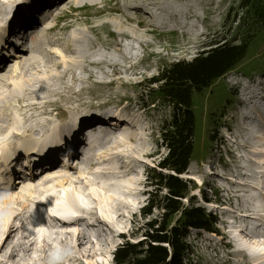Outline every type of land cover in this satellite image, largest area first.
Returning <instances> with one entry per match:
<instances>
[{
	"label": "rangeland",
	"instance_id": "rangeland-1",
	"mask_svg": "<svg viewBox=\"0 0 264 264\" xmlns=\"http://www.w3.org/2000/svg\"><path fill=\"white\" fill-rule=\"evenodd\" d=\"M27 1L28 2H26V0H8L7 2H3V0H0V19L3 17L2 15L4 12L19 14V16L11 17L6 21L5 28L8 29L10 35L12 34L10 38H13L15 29L13 28L14 30H11L12 28H10L9 25L15 20H20L15 27L28 26L26 29V31H28L30 27L34 25L33 22L35 19H41V16L38 15V18L32 19V22L21 20L25 17L23 15L25 14V9L22 10L23 4L35 5L38 0L33 2ZM133 1H140L144 4H135V6H139V9L129 4ZM148 1L149 0H84L81 6H79L80 4L74 6L72 0H46L37 6L40 8H35L34 13H38L42 8V11L39 13L44 14L43 10H50L51 8L58 7L54 14L52 13V17H49L48 23H50L51 27L47 28L43 26L45 31L43 30L42 36L40 37V40L43 42V46L40 49L42 51V57L36 56L39 61V64L36 65L37 70L28 69L27 65L30 63L31 57H29L26 52L19 50L18 55L20 54V58L8 62V68L0 73V102L4 100L6 104L5 106L0 105V107L5 108L7 112L5 117L12 119V122L17 120L23 124V128L18 129L12 122H5V120H3L7 128L1 129L0 131V144L9 141L7 136L10 132L13 138L15 137L17 140L19 146L30 143H38L41 145L44 141L38 140L35 138L36 136H33V133L36 135L41 130L37 128L36 123L39 120L41 122L50 121L53 123L52 128L48 129V136L51 139L57 131V122H55L56 119L54 118L61 112V115L65 114L66 116H73L75 118L71 120L72 125L76 124L78 121L80 122L79 124H81L80 126H78L79 124L74 126V128L70 127V130L64 135L56 136V147L64 143L65 146L60 150L72 153L71 160L76 159V157L73 156V154L77 153V146L75 144L77 142L80 145L84 144L81 134L82 131L88 127L92 129L95 127L94 129H96L97 132L98 127L101 125L106 126L107 129L103 132H111V136L116 139L122 133V131L119 130L120 126L131 129L128 132L131 134L133 132L142 139L144 144L143 148H146L147 155L138 157L136 154H133V152H130L128 148L118 147L114 150L119 156L117 159L107 160L94 167V171L96 172L100 168L108 167L113 164L119 167L129 164L132 167L131 173L129 175L123 174L122 183H119V186L123 185V190H118L117 186L111 184L110 179H112L115 174H103L100 176L95 175V172L94 174H86L84 169L85 164L82 165L80 160V164H77L75 160V164H73L71 168L72 171L56 168L53 173H50L52 175L49 177H45V174L43 180H37L34 185H44V189H47V191L41 189V191L45 193L44 196L40 195L43 192L37 194L31 193L28 195L24 194L19 200L21 208L14 206L8 218L3 214L4 210L0 209V236L5 229L10 228L11 230V235L8 240L2 244V246L0 244V262L7 261V264H17V256L13 258V256L6 254L11 248V246H8L11 238L17 240L25 236L22 232L25 231V228H28V222L24 220L25 213L28 214L26 211L27 204L32 201L36 203V201L43 200H48L53 204L59 203L62 194L60 193L61 189L59 187L52 185L53 178L55 177H71L75 184L69 186L66 191L77 195L80 197L79 200L82 199L85 202L88 211L81 212V214L92 215L96 217L97 220H101V230L107 233V238L111 239L114 244L118 243L117 245H120V243L122 244L125 241L134 244L143 240V224L149 220L157 219V208L152 209L151 215L146 217H143L141 213V209L145 207L147 202V193L145 191L148 189L151 191L155 182L150 22L149 6L145 3ZM55 2H58L56 7L53 6ZM111 9L113 12L109 11ZM119 11H122L124 14L123 19L128 18L132 20V23L129 25L130 28L137 32L144 31V34H138L143 36V38L138 40L139 45L133 46L136 49L130 50L128 53L123 52L122 54L120 50L108 52L106 48V44L120 43L127 49L130 48L132 46L131 43L134 42L133 39L128 37L121 39L116 33V19L123 15H121ZM113 16H116V18L112 19ZM31 24L33 25L30 26ZM119 24L123 25L124 23L118 22L116 27H119ZM65 25L69 27L65 29ZM41 30V28L38 29L39 32H41ZM46 31H48V33H46ZM80 33L85 37L83 38L85 41L97 47L93 49L89 46H84L83 55H79L75 52L69 53L70 47L72 49L75 48V50L80 47H73L71 44V39ZM43 34H45V37H43ZM2 38L6 37L2 36ZM53 42L56 43V46L48 45V43ZM20 43L18 46L21 49L24 44L21 45ZM63 50H66V52ZM126 55L135 59L131 61V68L126 67L129 65L127 64L128 59H126ZM11 59L13 60V58ZM92 59L106 62L97 66L91 64ZM113 60L117 62L120 60L122 65L113 62L115 66H111L107 63ZM25 80H31L30 83L32 82V85L20 86L21 88L18 90V94L10 92L11 88L15 86L13 85L14 83L20 85ZM97 111H103L107 115L96 114ZM45 116L48 118L43 120L42 118ZM87 120L89 122H87ZM0 125L3 126L2 123ZM31 127L36 128L30 131ZM12 130L14 131L11 132ZM112 130L116 131L113 132ZM28 131H30L31 134H28ZM1 147L2 145H0V148ZM14 148V145H8L6 147L8 150H13ZM102 152L105 151H95L91 159L93 163L98 164V159L102 161V156H105L106 159L105 153L107 154L108 152ZM91 160H89V163L92 162ZM58 171L62 172L57 173ZM65 171H68V173H65ZM100 180H104V182ZM129 180L130 184L128 185L127 183H129ZM108 185H112L113 189H115L116 198L108 201L105 207L101 200L104 195L107 198L109 191H111ZM29 188L30 187H21L16 193L19 194L21 189L28 190ZM130 188H132V190H130L131 195L128 198L126 191ZM112 211L114 213H111L110 218H107V213ZM101 212H103V214ZM115 218L116 223L113 222V226L103 222L104 220H114ZM18 222L23 225L22 230L14 232L17 229L16 224ZM118 233L124 234L123 237L119 239L116 238V234ZM21 240L22 243L26 241L25 239ZM34 240L35 238H33L32 242H35ZM30 241L29 239V242ZM85 246L91 248L92 245ZM99 246L94 247L88 256H84L85 254L83 255L82 251H80L79 257L76 250H69L71 254L74 252V256L66 258L68 261L67 264H115L113 258L114 252H112L114 246L111 249H103ZM83 248L87 249L85 247ZM67 251L68 250L63 251L64 254ZM33 253L35 255L40 254L37 251ZM20 254V257L27 259V255H29L30 252L27 254L26 252H22ZM56 257L58 258L57 264H65V258L63 256L57 253ZM31 259L34 260L35 258L32 257Z\"/></svg>",
	"mask_w": 264,
	"mask_h": 264
},
{
	"label": "bare ground",
	"instance_id": "bare-ground-1",
	"mask_svg": "<svg viewBox=\"0 0 264 264\" xmlns=\"http://www.w3.org/2000/svg\"><path fill=\"white\" fill-rule=\"evenodd\" d=\"M8 0H3V2H7ZM33 2L35 0H29V2ZM43 1L46 0H38L37 3L35 5L32 4H28L27 3L23 4L22 6V10L25 9V14H23L25 17L21 20H27V21H31L32 22V18L37 17L38 14L34 15V11L35 8H40L37 7L39 4H41ZM82 1L84 0H72V3L74 6L79 5L81 6ZM26 2H28L26 0ZM136 2V3H134ZM147 3V5L149 6V1L145 2ZM58 4V2L54 3V7H56V5ZM129 4H131L132 6H135V4L137 5H142L144 3H141L140 1H133L130 2ZM22 5V4H21ZM60 5V4H59ZM136 8H139V6H135ZM58 9L57 8H51L50 10H43L44 14H40L39 16H41V22H39V26H41L44 23L45 27H51L50 23H48L49 21V17H52V13L54 14V12ZM140 9V8H139ZM42 8L38 11L41 12ZM110 12H113V10H109ZM118 12V11H117ZM119 13L122 15V11H119ZM3 17L0 19V50L1 47L3 48H8L10 49V52H13V50L18 46V44L20 43L21 45L24 44V46H27V44H30V47L26 50V54L29 55L30 58V63H28L27 67L28 69H32V70H37L36 65L39 64V61L37 60L36 56H41L42 51L40 50L43 46V42L42 40H40V37L42 36L43 30L44 28L41 27V32L37 33L35 32V30L39 29L36 25L33 24H37L35 22H33V24H31L30 26V30H28L26 32L27 27L24 26H18L15 27L17 25L18 22H20V20H15L14 22H12V24L9 25L10 28H12L11 30L15 29L14 34L18 35L16 37L10 38L7 37L8 36V29L5 28L6 25V21H8V19H10L11 17H16L19 16V14H16L14 12H4ZM124 14L122 15V17H119L118 19H116V23H115V30L116 33L118 34V36L121 39H125V37L131 38L133 39V43H131V47L130 48H124L125 46H122V44L117 43V44H106V48L108 52H114V51H118L120 50V53L122 54L124 53H128L130 50H135L136 48L133 46H137L139 45L138 40H141L140 38H143V36L138 35L140 34H144V31L140 32V31H135L134 29L130 28L129 25L132 23L131 19L128 18H124ZM5 18V19H4ZM116 16H113L112 19H115ZM5 21V22H4ZM118 22H123L124 24L121 25L119 24V27H116V24ZM114 25V24H113ZM150 26V25H149ZM69 26L65 25L64 28L67 29ZM5 28V29H4ZM14 28V29H13ZM20 30V31H19ZM45 31V30H44ZM51 31V30H49ZM17 33V34H16ZM46 33H48V31H46ZM10 34V33H9ZM23 34H28L31 35V38H25L23 39V41H21L22 39L21 36ZM114 34V33H113ZM14 35V36H15ZM2 36L6 37V38H2ZM33 36V37H32ZM43 37H45V34H43ZM83 38H85L84 36H82V34H78L76 35V37L72 38V46H80L78 49L75 50L72 49L70 47V52L69 53H77L79 55H83V48L84 46H89L93 49H95L97 46L96 45H90V43L88 41H85ZM7 41L11 42L9 44H7ZM48 45L50 46H56V43H48ZM76 47V48H77ZM64 51V50H63ZM17 52V51H16ZM14 54V58L12 61L18 60L19 55L18 52ZM66 52V50L64 51ZM7 53V51L5 52ZM4 53V54H5ZM68 53V54H69ZM9 54V53H8ZM8 55L4 56L5 58ZM42 57V56H41ZM126 59H128V62L126 67H130L131 68V61L135 60L134 58H132L131 56L126 55ZM10 61V59H9ZM1 63L2 60L0 61ZM104 62L106 61H96L94 59L91 60V64L93 65H97L100 66L102 65ZM115 62L116 64L122 65V62L119 60L117 61H108L107 63H109V65L111 66H115V64L113 63ZM8 66L5 67V69H7ZM31 78V77H30ZM32 79V78H31ZM17 80V79H16ZM31 80H25L24 82H22L20 85L19 84H13L15 86H13L11 88V93H16L18 94V90L21 88L20 86L25 85V86H31L32 82L30 83ZM0 105H6L4 103V100H1ZM53 106V105H52ZM5 108L0 107V122H2V118L5 120V122H12V119L8 118V117H3V115L7 112L6 110L4 111ZM46 114V113H45ZM60 114V115H58ZM54 119L58 120V122H62L66 124V127H68L67 121L74 120L75 118L73 116H66L65 114L61 115L62 113L59 112ZM96 114H105L103 111H97ZM48 118L47 116L43 117L42 119H46ZM27 122V121H26ZM51 122H41L40 120L36 123V125L39 127V129L42 128H50L52 127L51 125H49ZM3 126L0 127V131L1 129L7 128L4 124V122H2ZM12 124L18 128L21 129L23 128V124L18 122L17 120H15V122H12ZM10 125V124H9ZM61 126V125H60ZM108 126V123H107ZM30 127V126H28ZM95 128V127H94ZM93 128V129H94ZM112 128V127H111ZM91 127L86 128L85 130L82 131V135L85 134L86 132H90L91 130H93ZM34 130V128H30V131ZM107 130L106 126L101 125L98 127L97 132L91 133V141L89 143V145H87L84 148L85 153H81V158L78 159V161H76L77 164H80L79 160L81 161V164L84 165L85 164V173L86 174H94V167L96 165L102 164L103 162H106L107 160L110 159H117L119 156L117 155L116 152H114L115 149H117L118 147H123V148H128V150L130 152H133V154H136L138 157H143L147 155V151L145 150L146 148H143V142L142 139L139 138V136L135 135L133 132L132 134L129 133L128 131H130L131 129L125 127V126H120L119 130L122 131V133L120 134L119 137L114 138L111 136V132H103ZM14 130H12L11 132H13ZM30 131H28V134H31ZM68 131V129H67ZM113 132H115L114 130H112ZM19 132V130H18ZM6 133V132H4ZM7 134V133H6ZM33 136L35 137L36 135L33 133ZM9 138V141H5L4 143L0 144L2 145V147L0 148V162L2 163V165L4 166V168H0V174L4 173V172H8L9 168L8 166L4 165L6 162H12V161H16V157L14 158V156L16 155L15 149L17 147H15L13 150H8L6 149V147L8 145L13 144L15 146V142L14 140L15 137L13 138V136L10 134L7 136ZM6 138V137H5ZM89 142V140H88ZM17 146H19V144H17ZM98 150H103V151H107L108 153L106 154V159L105 156H102V161H99L98 164L93 163V161L91 160L92 157L95 154V151ZM91 153L92 157L89 156V154ZM108 156V157H107ZM21 157L18 158L17 163L21 162ZM77 160V157H76ZM91 160L92 162L89 163ZM67 162V161H65ZM16 163V162H15ZM72 165L75 164V160H72L70 162ZM53 172L55 171L56 168H53ZM132 171V167L127 164L123 167H119L115 164L108 166V167H103L100 168L99 170H97L95 172V175L100 176L103 174H115L111 180V184H114L115 186L118 187V190L121 189L123 190V185L119 186V183H122V175L126 174L129 175ZM62 172V171H58L57 173ZM64 172V171H63ZM52 173V172H51ZM65 173H68V171H65ZM49 174V175H48ZM46 174L45 177H49L50 173ZM2 175V174H1ZM59 176V175H57ZM62 177V176H61ZM55 177L53 178L52 181V185L59 187L61 189L60 193L62 194L59 203L61 204L60 207L63 206V208L67 211V212H63L62 214H56L58 215V219L55 217H51V216H46L44 215L43 217L41 216V213H43L44 208H36L38 210L39 213L36 214V221L34 225H31V223H28V228L24 229L25 231H23L22 233H24V238H18L17 240H15L14 242L10 241L8 246L10 248L9 252L6 255L9 256H13V258L15 256H17V264H57L58 263V258L56 257V254L59 253V255L63 256L65 258L64 263L67 264V260L66 258H70L74 256V251H77L78 256L80 257V251H82L84 256H88L91 252V250L94 249V247L99 246V243H102L106 248H103L101 246V248L103 249H111L113 247V242L111 241V239L107 238L106 234L104 233L101 229V224L100 221L97 220L96 217H93L92 215H82L81 212L84 211H88V207L86 206L85 202L79 198L77 195L71 194L69 192H67L66 190L68 189L69 186H73L75 184V182L71 179V177ZM48 179V178H47ZM120 179V180H118ZM102 182H104V180H100ZM136 182V181H133ZM116 183V184H115ZM128 185L130 184V180L129 183H127ZM35 183L32 181L27 182L26 184H24L22 187H30L28 190H20V193H16L14 192L12 195H6L2 198H0V209L4 210L3 214H5V217L8 218L9 214L12 213V209L13 207L17 206L18 208H21V205L19 200L24 196V194L28 195L31 193H42L44 190L47 191V189H44L45 187H43L44 185L40 186H34ZM99 187V186H98ZM108 188L111 189V191H109V195L106 198V196L104 195L102 197V203L104 204V206L106 207V203L108 201L114 200L116 197V192L115 189H113L112 185H108ZM41 189L43 191H41ZM104 189V188H102ZM105 190V189H104ZM132 188H130L129 190L126 191V194L128 195V198L131 195V191ZM106 193V192H105ZM120 193V192H119ZM44 192L40 195L44 196ZM46 197V196H45ZM106 198V199H105ZM41 201H38L36 203L37 206L40 207H45L48 210H50L51 213H55L54 210L52 209L53 203L48 200H43L41 204ZM30 209H35V201L30 202L29 204H27L26 207V211L29 212L30 216H32V211L29 210ZM79 210L77 211L76 210ZM71 213V214H70ZM103 214V212H101ZM114 213L112 212H108L107 213V218H110V214ZM109 215V216H108ZM54 216V215H53ZM90 216L91 222L92 223H88L86 222V217ZM42 218V222L40 221V219ZM83 218V219H82ZM89 219V218H88ZM27 221V218L25 217V219ZM105 224L108 223V225L110 224L111 226H113V222L116 223V218L114 220L112 219H107L103 221ZM93 224V225H92ZM10 227V226H9ZM23 225L19 224V222L16 224V230L14 232H18L19 230H22ZM76 229H75V228ZM7 228V227H6ZM75 229V230H74ZM101 230V231H100ZM11 235V230L10 228L5 229V231L2 233V235L0 236V244L2 246V244H4L9 236ZM86 236H88L89 241L85 243L86 241ZM33 238H35V242L30 241L33 240ZM21 239H25L26 241L24 243H22ZM32 242V243H31ZM29 243L31 244V246H29ZM34 243V244H33ZM92 245L91 248H87L85 245ZM33 245V246H32ZM83 247L87 248L84 249ZM79 249V250H78ZM68 250L65 254L63 251ZM37 251L40 254L35 255L33 252ZM22 252H26V254L28 252H30L29 255H27V259H25L24 257H20V253ZM69 252V254H68ZM34 257L35 259L32 260L31 258ZM32 261V263H31ZM3 262V263H2ZM0 262L1 264H7V261H2Z\"/></svg>",
	"mask_w": 264,
	"mask_h": 264
},
{
	"label": "trees",
	"instance_id": "trees-1",
	"mask_svg": "<svg viewBox=\"0 0 264 264\" xmlns=\"http://www.w3.org/2000/svg\"><path fill=\"white\" fill-rule=\"evenodd\" d=\"M154 181L153 189L147 192L146 205L141 209L143 217L151 215L152 209L157 208L155 178ZM142 230L143 240L134 244L125 241L115 249L113 253L115 264H159L157 219L144 223Z\"/></svg>",
	"mask_w": 264,
	"mask_h": 264
}]
</instances>
